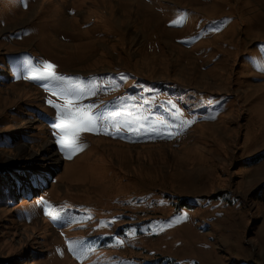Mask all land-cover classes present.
Segmentation results:
<instances>
[{
    "label": "rangeland",
    "instance_id": "1",
    "mask_svg": "<svg viewBox=\"0 0 264 264\" xmlns=\"http://www.w3.org/2000/svg\"><path fill=\"white\" fill-rule=\"evenodd\" d=\"M261 190L264 0H0V264H264Z\"/></svg>",
    "mask_w": 264,
    "mask_h": 264
},
{
    "label": "snow or ice",
    "instance_id": "2",
    "mask_svg": "<svg viewBox=\"0 0 264 264\" xmlns=\"http://www.w3.org/2000/svg\"><path fill=\"white\" fill-rule=\"evenodd\" d=\"M44 63L46 65L47 71L44 72L42 76L34 78L50 79L53 81L61 82L68 80L67 77L56 73L55 65L49 62ZM61 95H64L67 98L68 106L53 104L51 100H49L48 103L52 104L53 107L57 110V116L53 121L54 131L57 132V149L62 153L70 154L75 152L80 147L79 132L85 130L100 131L101 129L99 128L98 117L90 115L87 109L82 110L79 106L75 108L71 106L73 98L79 99L80 96L83 95V92L74 89L71 92H61ZM123 126L128 127L129 129L134 127L132 123H128L127 121ZM119 134V132H116V135Z\"/></svg>",
    "mask_w": 264,
    "mask_h": 264
},
{
    "label": "trees",
    "instance_id": "3",
    "mask_svg": "<svg viewBox=\"0 0 264 264\" xmlns=\"http://www.w3.org/2000/svg\"><path fill=\"white\" fill-rule=\"evenodd\" d=\"M258 156H261V154L258 155ZM258 156H257V157H258ZM262 158H263V157H260V159H262ZM260 192L263 193L262 190H261ZM261 193H260V194H261ZM263 196H264V193H263ZM263 199H264V198H263Z\"/></svg>",
    "mask_w": 264,
    "mask_h": 264
}]
</instances>
